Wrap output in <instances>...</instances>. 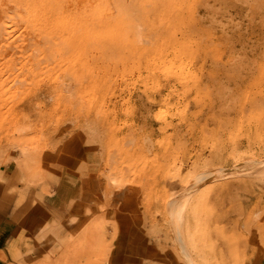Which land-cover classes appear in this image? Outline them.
<instances>
[{
    "label": "rangeland",
    "instance_id": "obj_1",
    "mask_svg": "<svg viewBox=\"0 0 264 264\" xmlns=\"http://www.w3.org/2000/svg\"><path fill=\"white\" fill-rule=\"evenodd\" d=\"M262 162L264 0H0L16 264H264Z\"/></svg>",
    "mask_w": 264,
    "mask_h": 264
},
{
    "label": "crops",
    "instance_id": "obj_2",
    "mask_svg": "<svg viewBox=\"0 0 264 264\" xmlns=\"http://www.w3.org/2000/svg\"><path fill=\"white\" fill-rule=\"evenodd\" d=\"M31 208V209H30ZM28 210H34V215L37 216V220H38V216L39 215H43L44 212H48L49 214H54L56 211L55 209H44L42 207V205H40V203L35 202V204H31V206L29 207ZM28 211V212H30ZM12 212H14V210H12ZM21 212V211H20ZM59 212H61L59 210ZM35 218V217H34ZM12 220H1L0 221V264H16L15 261H13L12 255L10 257L9 254V246L12 243V241L14 239H16L21 230L23 229L24 225H26L27 223L24 222V220L21 217L18 218H11ZM26 223V224H25ZM40 224H45V222H40L38 221L36 223V225H40ZM63 228V225H62Z\"/></svg>",
    "mask_w": 264,
    "mask_h": 264
},
{
    "label": "bare ground",
    "instance_id": "obj_3",
    "mask_svg": "<svg viewBox=\"0 0 264 264\" xmlns=\"http://www.w3.org/2000/svg\"><path fill=\"white\" fill-rule=\"evenodd\" d=\"M238 164V163H237ZM261 164V165H260ZM259 165H256V164H251V163H248V164H245V163H243V164H241V163H239L238 164V166L239 165H242V168L244 169H246L247 171L249 170V169H253V168H257V167H262V165L264 166V162H262V163H260ZM179 169V168H178ZM180 170V169H179ZM177 171V170H176ZM222 171V170H221ZM174 172V171H173ZM175 174V173H174ZM174 174L172 175V176H174ZM178 174H179V172H178ZM195 174V173H194ZM193 174V175H194ZM201 174V173H200ZM207 174V176H210L209 174H211V173H209V172H207L206 173ZM177 175V174H176ZM189 175V174H188ZM177 177V176H176ZM182 177H185L186 178V180H185V182H186V184H187V186H186V188H185V190H183V194L182 195H184V196H182V198H189V197H191V196H193V195H196V193L198 192L199 193V185L202 183V182H204L205 181V178H200V176H197V178H190V181H189V179H188V177H186V176H182ZM206 177V176H205ZM185 178H182V180L181 179H179L180 180V182L181 181H184L183 179H185ZM174 179V178H173ZM174 181V180H173ZM192 182V184H190V187H189V185H188V183H191ZM171 184H172V182H171ZM185 184V185H186ZM185 185H184V187H185ZM172 186V185H171ZM182 187H183V184H182ZM181 189V188H180ZM179 189V190H180ZM176 191H178V190H176ZM180 192V191H179ZM177 194V193H176ZM195 197V196H194ZM193 197V198H194ZM192 197H191V199H193ZM187 200V202H188V199H186ZM178 204H179V202H178ZM181 204V203H180ZM179 204V205H180ZM185 204V203H184ZM189 204V203H188ZM180 207V206H179ZM177 209H178V207H177ZM184 211V210H183ZM179 213V212H178ZM184 224H185V222H184ZM185 226V225H184ZM186 235V234H185ZM183 242V241H182ZM189 245V244H188ZM189 247V246H188Z\"/></svg>",
    "mask_w": 264,
    "mask_h": 264
}]
</instances>
